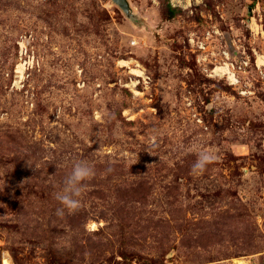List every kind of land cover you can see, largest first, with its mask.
Segmentation results:
<instances>
[{"label":"rangeland","instance_id":"rangeland-1","mask_svg":"<svg viewBox=\"0 0 264 264\" xmlns=\"http://www.w3.org/2000/svg\"><path fill=\"white\" fill-rule=\"evenodd\" d=\"M128 1L0 0V264H264V0Z\"/></svg>","mask_w":264,"mask_h":264},{"label":"clouds","instance_id":"clouds-1","mask_svg":"<svg viewBox=\"0 0 264 264\" xmlns=\"http://www.w3.org/2000/svg\"><path fill=\"white\" fill-rule=\"evenodd\" d=\"M217 159L216 154L210 150H201L196 154V159L191 165L194 175L203 173L208 165ZM95 175L94 166L87 160L76 161L71 171L64 177L62 188L57 191L55 199L62 207L57 208L56 215L62 217L65 209L76 210L80 206V198L86 188V181Z\"/></svg>","mask_w":264,"mask_h":264},{"label":"built area","instance_id":"built-area-1","mask_svg":"<svg viewBox=\"0 0 264 264\" xmlns=\"http://www.w3.org/2000/svg\"><path fill=\"white\" fill-rule=\"evenodd\" d=\"M178 2H180V1L179 0H172V4L173 5H179L180 3H178ZM189 4H190V2H189ZM199 47L200 48H203L204 47L203 42H201L199 44ZM20 52H21V59H23V55L22 54L24 52L26 54V57H25V59L22 60V62H20V63L17 64V66L15 68V73H16L15 76L18 77V79H20L21 82H22L26 78V73H27L28 69L32 68L33 65H34V57H32V55H30V53H28V45L26 44L25 41H23V42L20 43ZM27 55L29 57H27ZM247 63L248 62H245V64H247ZM225 65H228V68H229L228 72L227 71H222L220 69L219 70H216V67L218 65L215 67V71L218 74L227 75L228 78L230 79V81H232L233 83L239 82V78L237 77L236 71H235V68H234L235 67V64L234 63H231L230 64L228 62H224L223 64H220L219 66H225ZM243 66H244V64L242 63L240 65V67L242 68ZM256 66L258 68H260L261 71L263 70L262 67L264 66V55H261V56L257 57V59H256ZM263 73H264V71H263ZM140 76L143 77V74H141ZM143 79L146 80L145 77H143Z\"/></svg>","mask_w":264,"mask_h":264},{"label":"bare ground","instance_id":"bare-ground-1","mask_svg":"<svg viewBox=\"0 0 264 264\" xmlns=\"http://www.w3.org/2000/svg\"><path fill=\"white\" fill-rule=\"evenodd\" d=\"M122 63L125 64V65H127V64H129L130 62H129L128 60H123ZM131 68H132V67H131ZM219 69L222 70V71H227V72H228V70H229L228 65H225V66H217V67H216V70H219ZM132 71H133V72H136V73H138V74H143V72H142L141 69H135V68H132ZM231 75H232V74H231ZM4 264H8V260H7V259L4 260Z\"/></svg>","mask_w":264,"mask_h":264},{"label":"water","instance_id":"water-1","mask_svg":"<svg viewBox=\"0 0 264 264\" xmlns=\"http://www.w3.org/2000/svg\"><path fill=\"white\" fill-rule=\"evenodd\" d=\"M120 6L125 9H129V1L128 0H115Z\"/></svg>","mask_w":264,"mask_h":264},{"label":"trees","instance_id":"trees-1","mask_svg":"<svg viewBox=\"0 0 264 264\" xmlns=\"http://www.w3.org/2000/svg\"><path fill=\"white\" fill-rule=\"evenodd\" d=\"M172 9H174V8L172 7Z\"/></svg>","mask_w":264,"mask_h":264}]
</instances>
